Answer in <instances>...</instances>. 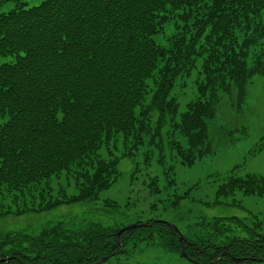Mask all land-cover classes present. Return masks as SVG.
Listing matches in <instances>:
<instances>
[{"label":"trees","instance_id":"obj_1","mask_svg":"<svg viewBox=\"0 0 264 264\" xmlns=\"http://www.w3.org/2000/svg\"><path fill=\"white\" fill-rule=\"evenodd\" d=\"M262 13L264 0H47L1 14L0 57L15 61L0 64V217L98 200L121 180L123 159L160 145L156 138L177 107L175 84L197 58L207 55L206 75L221 59L242 79L264 74L263 62L247 69L233 37L239 20ZM168 27L175 32L164 46L155 37ZM212 115L211 104L190 105L184 126L206 136L204 118ZM236 192L264 202V176L235 177L220 196ZM255 218L230 246L233 226L244 220L212 219L218 223L208 238L197 237L198 247L161 221H138L146 226L125 230L119 241L127 225L59 222L37 236L6 235L0 264H95L125 254L153 228H166L170 248H185L200 264H253L249 257L264 258V212Z\"/></svg>","mask_w":264,"mask_h":264},{"label":"rangeland","instance_id":"obj_2","mask_svg":"<svg viewBox=\"0 0 264 264\" xmlns=\"http://www.w3.org/2000/svg\"><path fill=\"white\" fill-rule=\"evenodd\" d=\"M45 1H0V15L20 7L30 9ZM174 32L168 27L155 39L167 46L168 37ZM233 32L236 51L247 69L257 68L260 62L264 66V13L252 15L243 22L239 20ZM206 59L207 55L197 58L177 80L172 92L177 107L166 116L160 141L156 138L160 145L146 144L132 158L123 159L119 164L122 173L119 183L95 201L63 205L49 212L0 217V242L8 234L37 236L59 222L68 228L86 229L94 222L118 228L154 220L176 225L189 245L196 247L197 237L208 238L209 227L215 226L218 220L208 222L219 217L244 220L237 223L240 229L233 226L236 232L230 229L228 246L236 243L237 238L245 237L242 228L253 229L255 217L264 212L263 200L241 192L227 199L220 194L227 192L235 177L264 176V74L242 79L238 70L232 71L231 67L226 70L222 66L225 60L221 59L206 75ZM14 61L12 56L0 57V64ZM200 102L211 104L213 115L204 118L206 136L202 133L198 138L197 131L186 129L183 117L190 105ZM159 148H162L161 154ZM100 155L106 158L105 150ZM109 201L118 207L109 205ZM226 224L222 225L224 231L231 225ZM162 229L144 231L139 239L131 242L125 254L105 264H199L189 254L185 258L182 251L170 248L173 240L167 235L168 230ZM13 247L11 244L6 249Z\"/></svg>","mask_w":264,"mask_h":264},{"label":"water","instance_id":"obj_3","mask_svg":"<svg viewBox=\"0 0 264 264\" xmlns=\"http://www.w3.org/2000/svg\"><path fill=\"white\" fill-rule=\"evenodd\" d=\"M158 222H159V221H154V222L151 223L149 226L153 227V226L157 225ZM165 223H167L169 226L174 227L175 230L179 231V229H178L174 224H171V223H169V222H165ZM138 226H146V225L130 224V225L126 226L125 228H123L122 230H120V232H118V234H117V239H118V241H119V238H120L121 234H122L125 230L132 229V228H136V227H138ZM182 238H183V237H181V239H182ZM114 255H115V254H113V256H114ZM183 255H184L185 258H189L188 255L186 254V251H185L184 248H183ZM109 258H110V257H105V258H103L101 261H99V262H97V263H95V264H104V263H106V262L109 260ZM9 259H10V258H8V259H6V260H9ZM248 259H249L250 261H255V262H264V259H262V258L259 259V258H255V257H249ZM189 260H191V262H194L193 259H189ZM238 260H241V259H238Z\"/></svg>","mask_w":264,"mask_h":264}]
</instances>
